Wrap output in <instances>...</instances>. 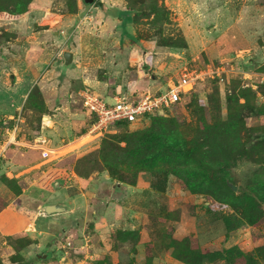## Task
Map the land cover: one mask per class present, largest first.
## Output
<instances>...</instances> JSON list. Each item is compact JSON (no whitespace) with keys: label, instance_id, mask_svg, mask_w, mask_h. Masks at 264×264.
I'll return each mask as SVG.
<instances>
[{"label":"crops","instance_id":"crops-1","mask_svg":"<svg viewBox=\"0 0 264 264\" xmlns=\"http://www.w3.org/2000/svg\"><path fill=\"white\" fill-rule=\"evenodd\" d=\"M100 1L102 2L101 8L93 4H84L83 0H76V11L68 13L63 12V9H58L60 6L58 0H33L27 11L16 17L0 15V93L7 94L11 101L5 103L1 100L0 118L14 117L21 110L31 88L38 84L40 89L43 86L47 89L50 79L57 83L69 82V84L78 85L76 93L82 88L91 89L109 102L113 101L116 93L141 96L158 91L156 90L158 79L161 78L165 65L158 66L156 62L160 61L161 55L165 54L178 57L179 53L175 50L176 48L157 46L153 38L137 36L135 30H132L134 25L131 21L132 12L125 7V0ZM174 1L164 0V4L174 10L169 7ZM52 5L55 6L54 9H51ZM180 21L186 47L177 48V50L184 53L195 48V41L194 36L187 31L186 19ZM65 51L72 53L70 64H65L63 56H59ZM125 68L136 71L132 74L133 76L126 75V79L122 80L127 82H125V89L123 82L115 86L112 81H109L112 78L110 75L101 77L97 72L98 70L118 71ZM87 70L96 72H90L89 75L84 74L83 72ZM258 76L264 83L262 81L264 73L260 72ZM109 91L110 94H106ZM43 97L46 106L51 109L53 102L56 101L55 96L45 92ZM10 107L14 108V113L10 112ZM81 112L86 116L87 130L91 115L84 108ZM56 114L53 112L54 116ZM45 118L52 124V115H47ZM110 129L115 131L117 128L111 125ZM86 130L69 142L71 145H76L67 150L71 152V155L85 145L79 143L77 139ZM36 141L35 145H27L30 146L28 149L17 147L18 145H9L0 159V175L11 172L10 170L14 167L30 165L13 175L20 184L21 191L18 194L11 192L0 180V191L11 193L9 199L6 200L7 203L0 210V256L4 264H14L9 260L13 249L5 245L6 242L1 238L16 235L27 236L31 242L19 249V254L24 259L29 261L33 258L27 264H59L61 251L58 249L64 241H62L63 235L66 237L65 240L75 239L77 242L85 239L82 232L85 229L87 232L92 230L90 235L94 256L99 255L108 260H110V255L115 257L124 255L125 258L129 256V262L127 261L126 264H144L141 262L142 258H145V264L146 262L150 264L161 262L160 258L164 255L155 251L149 239L143 236V230L149 236L148 231L152 232V228L145 223L140 224L137 219H134L135 215L125 212V217L120 218L119 228L133 231L138 239L118 241L113 238L116 227L113 228L115 223L111 221L116 220L118 216L110 212L112 210L110 206L113 203L111 196L115 191L106 192L105 188L103 191L106 200L90 197L92 203L89 207L92 208L90 209L93 213L92 220L89 219L82 223L78 222L79 220L74 222L82 208V201L85 196H88L79 186L83 182L86 183L92 174L86 177L79 176L72 167L65 184L58 179L51 182L49 187L39 183V178L35 177V171L30 170L34 167L47 166L49 163L57 164L59 162L57 160L60 159H56L60 156L57 153L63 149L61 145H46V141L49 140L45 134L36 137ZM42 152H45V156ZM74 156L76 159L77 155ZM94 172L92 173L96 176L100 171ZM103 176L110 179L106 172ZM140 182L142 181L138 180L136 184L129 186H139ZM146 187H149V183H146ZM47 206H58L61 210L48 214L45 212ZM116 210L117 205L113 211ZM98 213L100 214L97 216ZM88 223L91 225L90 229L87 227ZM81 234L84 239H80ZM98 238L100 242H96ZM146 243H150L151 246L147 248ZM103 246H105V255L97 254ZM140 251L142 253L138 256ZM170 261L173 264H183L175 259Z\"/></svg>","mask_w":264,"mask_h":264},{"label":"rangeland","instance_id":"rangeland-1","mask_svg":"<svg viewBox=\"0 0 264 264\" xmlns=\"http://www.w3.org/2000/svg\"><path fill=\"white\" fill-rule=\"evenodd\" d=\"M67 1L69 0H58L60 3L58 9L62 10L63 7L67 6ZM51 7V9H54L53 7L55 6L52 5ZM166 7L169 11L168 21L159 25H153V23L149 22H153L154 18L152 15L148 20L142 18L138 23L134 24L133 29H131L135 30L136 35L140 38L151 37L156 42L159 41L161 37H173L178 42L180 37L184 38L182 34L183 29L181 28L183 26L182 24L180 25V20L184 21L186 19L185 25L188 26V33L194 36L195 48L193 50H187L184 53H180L179 49H175L179 53L178 57L169 54L161 55L162 58H160V61H157L156 64L158 66L160 64L165 66L162 69L163 74L161 78L158 79L156 90H164L168 85L175 83L184 66L194 68L200 67L204 63H216L218 61L233 59L235 60L233 66L235 70L233 69L234 72L229 74L227 81L224 83L217 82L216 84L207 79L198 83L193 90L183 95L180 102L166 108L161 112V115L174 116L179 122L185 121L188 123H195L196 119L191 116L187 103L190 101L192 94H196L202 103L205 104V117L207 122H209L212 117L217 116V114L219 118H225L227 115L225 96L231 92V87L228 85L230 78H241L244 84L247 83V87L264 91V83L260 81L261 77L258 76L260 73L258 70L264 63V0H175L169 6L174 10L169 9L168 6ZM17 47L15 49H17ZM90 72L91 71L87 70L83 73L89 75ZM95 72L96 71H93L91 73ZM97 72L101 77L110 75L112 78L109 81H112L115 86L123 82L124 84L122 83V85L125 89L126 81L122 80L126 79V75L130 74L133 76L132 74L136 71L125 68L124 70L118 71L98 70ZM262 81H264V78ZM48 83L49 88L46 89L43 86V88H41L43 90L40 89L38 84L34 86L39 89L45 105L46 102L43 93L46 92L47 94L50 93V95L55 96L54 99H56V101L53 102L52 108L50 109L46 106V114H41V118L39 119L37 113L25 107V99L21 110L15 115L17 116V114H19L21 117L16 132V143L10 144L28 149L30 146L27 145L36 144V137L45 134L47 140H49L46 141V145L62 146L63 150L61 149L62 151L57 153L58 156L60 155L56 158H60L57 160V162L59 161L57 164L52 165L49 163L47 166L34 167L30 170L35 171V177L39 178V183L45 185H47L48 181L54 180L53 176H59L58 180H62L64 172L67 173V181L75 162L74 155L76 154L77 157H79L89 152L94 153L98 150V147L95 146L99 145L98 142L100 141L98 140L94 143L90 141L82 145L83 148H78L79 151L74 152L75 154L71 155V152H67L69 148L76 146L71 145L69 142L86 128L85 123H87L86 116L81 112L83 107L76 93L79 87L76 84H69V82L57 83L53 79H50ZM216 86L218 87V94L211 96L210 94L213 93ZM123 88L122 90H124ZM106 94H110V91ZM208 95L211 97L212 103L207 101ZM262 96L261 93H257L258 102L264 101ZM8 98L7 94L3 95L0 93V102L1 100H4L5 103L11 102ZM49 99L54 100L51 98ZM218 102L220 105V109L218 110H214L209 106V104L218 105ZM9 110L12 113L15 112L13 107H10ZM53 112L57 114L54 116ZM47 115H52V124L45 118ZM3 118H0V140L3 138L4 134L3 127L12 125V121L4 125L2 123ZM245 123L248 127H263L264 115L247 117L245 118ZM148 124L149 119L145 118L140 122L131 124L128 129L135 130L143 128ZM120 131H123V129H115V131L114 129H110L106 135ZM255 133H259V131L257 130ZM87 139L88 138L82 139L81 143L84 144V141ZM256 157L260 158L261 156ZM28 166L14 167V169L10 170L11 174L15 175L19 170H23ZM254 170L257 171V166L247 159L237 161L236 163L234 162V164H231V166L227 168V171H229L234 181L229 182V184L231 187L235 185L236 189L238 186H245ZM99 171L100 172L96 174V176L93 174L95 172L91 173V178L88 179L86 183L83 182L79 186L81 190L86 192L85 195L87 194L88 196H85L82 201V208L80 212H78L77 219L74 220V222L79 220L78 222L82 223L89 219L90 221L92 220L93 213H91L90 210L92 208L89 207V204L92 203L90 197L105 198L106 195H104L103 191L105 188L107 189L106 192L111 190L115 191L113 196H111L113 203L112 206H110L112 209L110 212L118 216L116 220L111 221L115 223L113 226V228L116 227L114 233L120 230V218L125 217V212L135 215L136 218L134 219H137L140 224L145 223V225L153 229V235L148 231L149 236H147L146 231L143 230V236L149 239L155 251L164 255L160 258L161 262L155 264H173L170 260L174 259L170 254L171 249L164 248L163 243L157 239L156 233L159 228L162 227L167 229L173 226V237L181 239L185 236H191L193 241L197 240V242H199L200 248H205L209 251L236 246L243 252L248 253L253 252L256 247L264 246V220H260L254 225H244L231 232H226L222 219H219V216L231 213V207L216 201L208 194L191 193L187 191L181 186L180 181L175 176L170 175L165 189L157 191L153 190L151 186L146 187V183H149V176L146 173L141 172L138 174L137 181H142L139 186L135 185L130 187V184L124 183L118 179L111 180L105 178L103 176L106 172L105 170ZM3 175L4 174H1L0 178ZM14 179L16 183H12L13 188H15V184H18L17 179ZM66 181L62 180V184H65ZM108 181H110V183H108ZM18 185L20 186V184ZM123 187L125 188L123 189ZM0 193L1 208L7 203L6 200L9 199L11 193H6L4 191H0ZM104 200H106V198ZM116 205L117 210L113 211ZM119 205L121 207H119ZM99 214L100 213H98L97 216ZM87 227L90 229L91 225L88 223ZM91 231L92 230L87 232L86 229L83 230L82 232L85 239L83 238V234H81L80 239L84 240H79L77 242L75 239L65 240L66 237L63 235L62 241H64L58 249L61 251L58 261L64 264L61 260L63 256H65L67 264H126L130 259L129 256L125 258L124 255H118L117 257L110 255V260L105 257L101 258L102 256L99 255L94 256V247H92L90 235ZM99 239L100 238H98L96 242H100ZM1 240H4L6 242L5 245L13 249V254L9 256V260L12 263L27 264L29 261L33 260L32 258L28 261L19 254V249L27 245V240L29 241L27 236H7L1 238ZM66 241L71 244L69 257L64 253V248L62 247ZM142 241L144 242L146 240ZM100 249L97 254L105 255V246L100 247ZM141 253L142 251H140L138 256H140ZM91 254L92 256H89ZM156 260L158 261V259ZM141 262L145 264V258H142ZM146 264L150 263L146 262ZM260 264H264V260H262Z\"/></svg>","mask_w":264,"mask_h":264},{"label":"trees","instance_id":"trees-1","mask_svg":"<svg viewBox=\"0 0 264 264\" xmlns=\"http://www.w3.org/2000/svg\"><path fill=\"white\" fill-rule=\"evenodd\" d=\"M32 1L0 0V15L16 17L26 12ZM76 6V0H69L63 12L74 13ZM125 7L132 12L133 24L142 18L148 20L152 15L153 22H149L153 25L169 20V11L163 0H125ZM156 44L176 49L186 47L183 37L178 42L173 37H161ZM258 71L264 73V63ZM207 80L217 84L215 79ZM243 84L241 78L229 79L231 92L225 96L227 115L222 119L217 114L207 122L205 104L192 94L187 107L196 119L195 123L179 122L174 116L161 114L149 115V124L135 130H129L127 122L116 123V128L123 131L105 134L95 146L98 150L75 159L73 170L84 177L105 170L111 180L118 179L130 185L136 184L138 174L143 172L149 176V186L157 191L165 189L170 175L175 176L187 191L208 194L231 207V213L219 216L226 232L264 220V126L254 128L245 123L247 117L264 115V101L258 102L257 97V93L264 96V91ZM215 94H218L217 86L210 95ZM211 100L208 95L207 101L212 103ZM209 106L220 109L219 102ZM25 107L37 113L39 119L41 114H46V105L36 86L29 91ZM257 130L259 133H255ZM246 159L257 166V171H253L245 186L234 190L229 184L234 181L227 168ZM66 174L64 172L63 181H66ZM0 180L14 194L21 191L18 184L12 187L16 181L11 172L4 173ZM53 181H48L46 186ZM173 232V226L159 228L157 239L164 248L171 249L172 258L183 264H260L264 260V246L248 253L236 246L209 251L200 248L199 242L193 241L191 236L177 239ZM151 233L153 235V229ZM113 238L127 241L137 240L138 236H134L133 231L120 229L113 233ZM30 242L29 239L26 244ZM146 246L151 245L146 243ZM0 264H4L1 259Z\"/></svg>","mask_w":264,"mask_h":264},{"label":"built area","instance_id":"built-area-1","mask_svg":"<svg viewBox=\"0 0 264 264\" xmlns=\"http://www.w3.org/2000/svg\"><path fill=\"white\" fill-rule=\"evenodd\" d=\"M62 57V52L59 54ZM233 59L227 61H218L204 63L200 67L188 68L184 66L179 74V78L175 83L168 85L164 90L155 93H146L141 96L116 93L113 96V101H107L99 93L82 88L77 95L82 107L87 110L90 115V123L85 133L78 137L77 141L88 138L84 144L95 139H101L109 132L110 126L118 122H127L130 126L133 123L140 122L149 115L162 114L166 108L181 101L183 95L194 89L195 85L206 79H215L218 83H224L230 73L234 72ZM234 69V70H233ZM244 84V86H246ZM9 121H13L11 126H5L3 138L0 140V159L6 148L13 143H16V132L18 129L21 117L19 114L12 118L5 117L2 119L4 125ZM82 144V143H81ZM45 156V152H42ZM64 253L69 257L70 242L66 241L62 246ZM67 264L65 256L61 260Z\"/></svg>","mask_w":264,"mask_h":264},{"label":"water","instance_id":"water-1","mask_svg":"<svg viewBox=\"0 0 264 264\" xmlns=\"http://www.w3.org/2000/svg\"><path fill=\"white\" fill-rule=\"evenodd\" d=\"M83 3L84 4H93L95 7H99V8L102 7V2L100 0H83ZM62 56L64 58L65 64H70L71 63V61H72V53L71 52L65 51L62 54ZM232 188L235 190L236 186L232 185ZM60 210H61V208L58 207V206H47L45 208V212L48 213V214L52 213V212H58ZM44 257H45V255H44Z\"/></svg>","mask_w":264,"mask_h":264}]
</instances>
